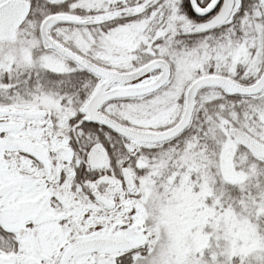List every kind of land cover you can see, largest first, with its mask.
Segmentation results:
<instances>
[{
  "label": "snow or ice",
  "instance_id": "1",
  "mask_svg": "<svg viewBox=\"0 0 264 264\" xmlns=\"http://www.w3.org/2000/svg\"><path fill=\"white\" fill-rule=\"evenodd\" d=\"M0 264H264V0H0Z\"/></svg>",
  "mask_w": 264,
  "mask_h": 264
}]
</instances>
